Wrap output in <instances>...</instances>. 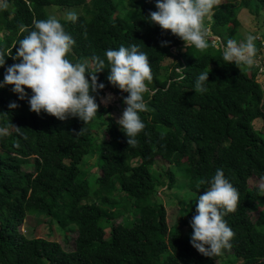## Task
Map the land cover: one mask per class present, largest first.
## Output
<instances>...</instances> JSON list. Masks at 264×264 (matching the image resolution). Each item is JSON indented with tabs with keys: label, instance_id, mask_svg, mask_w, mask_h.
Masks as SVG:
<instances>
[{
	"label": "trees",
	"instance_id": "1",
	"mask_svg": "<svg viewBox=\"0 0 264 264\" xmlns=\"http://www.w3.org/2000/svg\"><path fill=\"white\" fill-rule=\"evenodd\" d=\"M255 2L264 8V0H219L205 20L209 47L200 51L185 49L170 30L150 22L156 0H138L140 9L123 16L116 0H7L0 10L6 61L0 82L7 67L20 62L13 59L18 41L34 19L50 16V7L81 8L76 22L59 20L75 40L69 61H87L91 71L92 56L107 65L106 50L135 44L148 56L153 81L144 96L150 111L140 114L146 127L134 147L111 116L113 108L101 103L107 91L128 95L109 83L108 69L96 74L105 87L92 93L99 109L86 124L37 115L12 85L0 88V113H7L0 127L8 130L0 136V264H264V190L250 186L253 179L264 183V132L255 126L264 122V84L255 64H227L221 48L229 39L244 42L240 9ZM205 71L207 91L197 93L196 78ZM25 91L30 98L31 89ZM11 102L18 107L9 109ZM94 156L96 164L87 168ZM217 169L239 201L224 217L234 232L232 253L211 258L192 247L190 221ZM168 191L180 206L172 226L162 199ZM29 215L49 219V230L59 228L66 244L75 234L74 244L25 235Z\"/></svg>",
	"mask_w": 264,
	"mask_h": 264
},
{
	"label": "clouds",
	"instance_id": "2",
	"mask_svg": "<svg viewBox=\"0 0 264 264\" xmlns=\"http://www.w3.org/2000/svg\"><path fill=\"white\" fill-rule=\"evenodd\" d=\"M218 3L219 0H156L157 10L150 11L148 18L162 30H170L172 35L180 38L185 49L194 47L204 51L209 47L205 20L211 21L214 6ZM7 8V0L0 3V10ZM65 19L76 22L78 15L75 11H69ZM32 25V30L18 41L19 46L16 47L13 59L20 62L7 67L0 88L12 85V92L20 100L27 98L30 111L37 115L43 111L61 121L78 118L86 124L99 109L96 96L92 93L98 94L105 87L103 83H98L96 74L108 69L109 83L128 93L123 98L126 107L117 123L126 135L128 145L134 147L137 135L146 127L140 114L150 111L144 99L145 94L152 91L148 85L153 81L148 56L135 44L130 47L121 45L118 49L106 50L104 56L107 65L104 59L92 56L95 68L90 71L87 61L72 63L66 58L75 40L64 31L55 16L43 20L34 19ZM25 30L22 26L21 31ZM255 39L252 34H248L244 42L239 44L229 39L221 45L223 60L237 67L252 66L257 53ZM167 43L162 42V46ZM5 62L4 54L0 53V67ZM183 69L179 67L177 71L182 72ZM209 71L198 75L195 92L207 91L205 82L209 81ZM86 74L90 76V81ZM25 89H31L30 98ZM111 99L108 95L102 98V102L106 105ZM17 107L15 102L9 104V109ZM7 134V128L0 127V136ZM207 183L209 187L199 196L196 214L190 221V243L200 254L212 258L221 255L223 249L231 248L230 241L234 232L224 217L236 211L239 192L225 178L221 169H217ZM261 190H264V185H261Z\"/></svg>",
	"mask_w": 264,
	"mask_h": 264
},
{
	"label": "rangeland",
	"instance_id": "3",
	"mask_svg": "<svg viewBox=\"0 0 264 264\" xmlns=\"http://www.w3.org/2000/svg\"><path fill=\"white\" fill-rule=\"evenodd\" d=\"M118 4H121V13L120 15L123 16L125 15L128 11H130L131 9H140L139 5L137 4L138 0H116ZM80 9L81 8H71V9H64L66 11H62L57 9L56 7H50L48 8V12L50 16H55L58 20H66L65 16L66 13L69 11H75L77 14L80 13ZM82 13V12H81ZM240 19H241V23H242V27H241V34L244 36V38L248 35V34H252L256 37L254 43L256 46V49L258 48V45L260 44V41L264 42V8L259 5L257 2H255L254 4H252V7L250 8H242L240 9ZM207 34H210V30H207ZM217 40V38H216ZM239 44V43H238ZM177 52V51H175ZM264 55V47L263 49L257 54V58L255 59V62H259V58L262 57ZM173 60L170 59L168 60L165 65L168 68L170 66V64H172ZM108 95H110L112 97V99L110 100L109 103H107L106 105L102 102V98L107 97ZM101 98V103L104 107H112V112H111V116L115 118V120L117 121L126 105L123 103V98L120 96H116L113 95L110 92H106V94ZM255 126L258 130H262L264 132V122L262 120H256L255 121ZM97 162V158L94 156V158H92V161L90 162V164L87 165V168L90 167V165L96 164ZM98 166L93 167V171L94 172H98ZM261 185H264L262 180H255L253 179L252 182H250V186L251 187H261ZM174 191L169 192L168 191V198L163 197V201L164 203L167 205L168 207V223L170 226H172L173 224L176 223V219L178 217V211H179V204L178 201L175 198H172V194ZM124 217H120L117 218L116 222H120L123 220ZM258 218V214H253V219H257ZM47 220L49 221V219L42 217V216H35V215H29L24 223V225L21 227V230L23 233H25V235H28L29 237H44V238H48L50 240H56L58 242H60L62 245H66V246H72L74 244L76 235L72 234L69 237V243L66 244L65 241L63 240L62 234L60 229L56 226L54 232H51V229L49 230V227L47 225ZM109 236V232L107 234L106 237ZM224 253L229 255L232 253V249H223ZM227 257V256H226ZM224 260H219L217 261V264H223Z\"/></svg>",
	"mask_w": 264,
	"mask_h": 264
},
{
	"label": "built area",
	"instance_id": "4",
	"mask_svg": "<svg viewBox=\"0 0 264 264\" xmlns=\"http://www.w3.org/2000/svg\"><path fill=\"white\" fill-rule=\"evenodd\" d=\"M260 44L262 46V48H261V50H262L264 47V42L260 41ZM254 64L259 68L258 79H259L260 83L264 84V55L259 58V62H255Z\"/></svg>",
	"mask_w": 264,
	"mask_h": 264
}]
</instances>
